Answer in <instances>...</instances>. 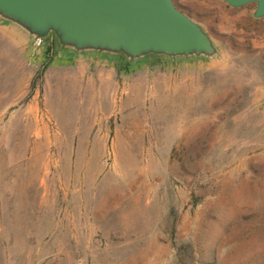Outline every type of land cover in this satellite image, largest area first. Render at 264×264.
Wrapping results in <instances>:
<instances>
[{
  "label": "rangeland",
  "instance_id": "1",
  "mask_svg": "<svg viewBox=\"0 0 264 264\" xmlns=\"http://www.w3.org/2000/svg\"><path fill=\"white\" fill-rule=\"evenodd\" d=\"M173 1L225 63L120 72L0 25V264H264V20Z\"/></svg>",
  "mask_w": 264,
  "mask_h": 264
},
{
  "label": "water",
  "instance_id": "2",
  "mask_svg": "<svg viewBox=\"0 0 264 264\" xmlns=\"http://www.w3.org/2000/svg\"><path fill=\"white\" fill-rule=\"evenodd\" d=\"M218 1L232 9L253 5L252 17L264 20V0ZM0 25L34 52L54 44L61 55L98 57L128 69L156 61H227L204 25L173 0H0Z\"/></svg>",
  "mask_w": 264,
  "mask_h": 264
},
{
  "label": "trees",
  "instance_id": "3",
  "mask_svg": "<svg viewBox=\"0 0 264 264\" xmlns=\"http://www.w3.org/2000/svg\"><path fill=\"white\" fill-rule=\"evenodd\" d=\"M128 68L122 66V65H119V71L120 72H123L124 70H127Z\"/></svg>",
  "mask_w": 264,
  "mask_h": 264
}]
</instances>
